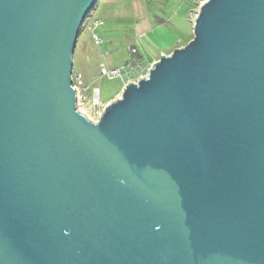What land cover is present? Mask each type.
<instances>
[{"label": "water", "instance_id": "1", "mask_svg": "<svg viewBox=\"0 0 264 264\" xmlns=\"http://www.w3.org/2000/svg\"><path fill=\"white\" fill-rule=\"evenodd\" d=\"M98 2L0 0V264H264V0H206L92 121Z\"/></svg>", "mask_w": 264, "mask_h": 264}, {"label": "rangeland", "instance_id": "2", "mask_svg": "<svg viewBox=\"0 0 264 264\" xmlns=\"http://www.w3.org/2000/svg\"><path fill=\"white\" fill-rule=\"evenodd\" d=\"M127 1L132 0H99L96 7L87 17L82 32L79 36L74 54V73L80 75L90 86L88 91L89 99H92L95 87L100 89L101 100L104 104L115 101L120 97L125 88L124 78L117 76L110 78L102 76L100 64L106 62L110 67H122L130 58V44L126 41L123 47L109 50L102 47L100 52L92 36L91 26L93 20L104 15L118 12L117 15H124L127 20L126 30H133L132 13L128 10L130 5ZM152 11L157 12L161 18H170L169 24H160L154 31L142 39L139 51L144 57V72L146 76L148 70L158 61L163 54L169 55L176 48L186 45L194 36L191 32L192 22L199 13L201 5L206 0H152ZM155 3V4H154ZM155 5V7H154ZM99 34V33H98ZM132 44V42H131ZM129 46V48H127ZM107 56V61L105 57ZM137 82V78L132 79ZM101 106V105H100ZM103 106V105H102ZM101 106V107H102ZM98 104L92 101H80V108L86 111L93 119H98Z\"/></svg>", "mask_w": 264, "mask_h": 264}, {"label": "crops", "instance_id": "3", "mask_svg": "<svg viewBox=\"0 0 264 264\" xmlns=\"http://www.w3.org/2000/svg\"><path fill=\"white\" fill-rule=\"evenodd\" d=\"M127 2L131 8V10H128L133 15L132 19H130L133 24V30H126L127 20L129 19L123 17L124 15H117L118 12H116V10L112 14L96 18L103 21V24L96 29V32L99 33L100 36V42L94 40L101 53L102 47L113 50L123 47L126 41H128L127 43L130 44V46L133 45L137 47L138 52L141 55L142 53L139 51V45H142V39L154 31L160 24L170 23V18H161L158 16L157 12L152 11V0H132V2ZM190 21L192 22L191 32L193 33L195 19ZM127 48H129V46Z\"/></svg>", "mask_w": 264, "mask_h": 264}, {"label": "built area", "instance_id": "4", "mask_svg": "<svg viewBox=\"0 0 264 264\" xmlns=\"http://www.w3.org/2000/svg\"><path fill=\"white\" fill-rule=\"evenodd\" d=\"M102 24H103V21L101 19H94L92 26H91V31H93L92 36L94 40H96L97 42H100V36L96 32V29L100 27ZM143 58L144 57L139 54L137 47L131 45L130 46V58L124 66L112 68L106 62H102L100 64L101 74L102 76H109L110 78L122 76L124 78V85L126 86L128 83L133 82L132 80L133 78H137L139 80L140 78L144 77L143 76V72H144ZM105 61H107L106 57H105ZM72 86L76 90V93H77L78 110L82 114H84L88 119L92 121H98L107 106L101 100L100 89L98 87L94 88L93 94H92L93 97L90 100L87 94L90 89V86L86 84L81 74L77 75L74 72L72 75ZM81 100L92 101L98 104V107L96 109L97 110L96 113L99 114L98 119H93V117H91L86 111L80 108ZM100 105L101 106L103 105V106L101 107Z\"/></svg>", "mask_w": 264, "mask_h": 264}]
</instances>
